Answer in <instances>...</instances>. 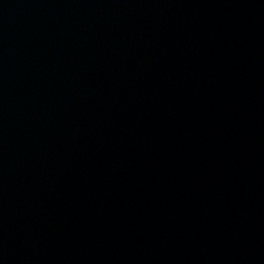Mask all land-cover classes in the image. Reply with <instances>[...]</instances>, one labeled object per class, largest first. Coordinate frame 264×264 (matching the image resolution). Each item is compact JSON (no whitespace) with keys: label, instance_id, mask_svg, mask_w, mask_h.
I'll return each mask as SVG.
<instances>
[{"label":"water","instance_id":"1","mask_svg":"<svg viewBox=\"0 0 264 264\" xmlns=\"http://www.w3.org/2000/svg\"><path fill=\"white\" fill-rule=\"evenodd\" d=\"M0 264H264V0H0Z\"/></svg>","mask_w":264,"mask_h":264}]
</instances>
